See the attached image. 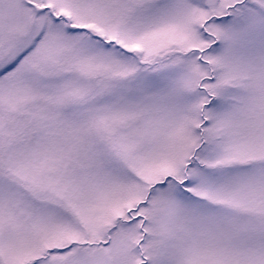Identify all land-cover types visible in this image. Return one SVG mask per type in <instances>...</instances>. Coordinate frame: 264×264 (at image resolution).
<instances>
[{
  "label": "snow or ice",
  "instance_id": "obj_1",
  "mask_svg": "<svg viewBox=\"0 0 264 264\" xmlns=\"http://www.w3.org/2000/svg\"><path fill=\"white\" fill-rule=\"evenodd\" d=\"M0 264H264V0H0Z\"/></svg>",
  "mask_w": 264,
  "mask_h": 264
}]
</instances>
